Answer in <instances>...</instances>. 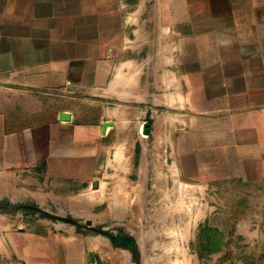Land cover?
I'll list each match as a JSON object with an SVG mask.
<instances>
[{"label":"crops","instance_id":"0c3cea01","mask_svg":"<svg viewBox=\"0 0 264 264\" xmlns=\"http://www.w3.org/2000/svg\"><path fill=\"white\" fill-rule=\"evenodd\" d=\"M176 79L185 125L208 129L186 140L221 162L213 177L188 178L231 179L260 192L264 207V0H0V208L101 206L108 221L135 208L129 230L142 232L140 206L121 193L150 188L138 145L175 140ZM229 153L230 178L221 171ZM102 189L120 197L100 205ZM104 235L119 258L108 264H142L140 235L128 234L129 249ZM47 239L62 244L58 253ZM75 244L43 225L0 229V264H94L96 251Z\"/></svg>","mask_w":264,"mask_h":264},{"label":"rangeland","instance_id":"374dc122","mask_svg":"<svg viewBox=\"0 0 264 264\" xmlns=\"http://www.w3.org/2000/svg\"><path fill=\"white\" fill-rule=\"evenodd\" d=\"M180 83L176 79V110L173 117L169 114V121L171 117L174 121V142L138 145L139 152L148 153L147 160L151 165L149 190L137 193L136 199L135 193H121L123 198L127 196L128 201L137 202L136 209L140 206L142 212L136 217L142 218V232L129 230V227H133L130 221L135 218V208L129 211L127 221L118 220V217L108 221L106 208L101 206L91 212L86 208L70 207L0 208V229L13 234H26L43 225L47 232L52 231L79 243L75 247L94 249L98 254L94 257V264H108L111 261L108 257L111 256L112 260L119 259L117 254H110L113 244L103 233L118 235L122 230L141 236L144 251V254L141 251L140 257L142 264H264V207L261 193L247 191L246 185L231 183V179H226L223 185H215L214 182L201 183L198 179L188 178V174L200 173L213 177L220 172L215 163L221 162L215 160V152L208 145L186 140L193 135L198 139L200 132L208 129L202 126L204 121L200 122L203 128L196 126L190 129L185 125L187 117L179 110L183 106ZM166 119V113L159 110L158 123H165ZM226 155L221 171L224 177L230 178L235 170L230 164V153ZM242 170L247 172L246 167ZM250 171L256 172V169L251 167ZM114 178L112 175V180ZM235 187L242 190L235 191ZM99 192L94 195L100 205L104 196L112 200L120 197V193L114 190L102 189ZM90 193L87 192L88 195ZM88 220H92L91 224ZM21 241L26 248L33 246L34 250L38 249V241ZM42 245L56 253L58 247L62 246L56 240L49 239ZM14 257L19 262L18 258L22 256L14 252Z\"/></svg>","mask_w":264,"mask_h":264},{"label":"trees","instance_id":"16d2710c","mask_svg":"<svg viewBox=\"0 0 264 264\" xmlns=\"http://www.w3.org/2000/svg\"><path fill=\"white\" fill-rule=\"evenodd\" d=\"M24 208L30 209V208H35V206L24 207ZM116 243L118 246H122L126 249H129L134 245V240L132 239V237L128 236V234L122 230L118 236Z\"/></svg>","mask_w":264,"mask_h":264},{"label":"water","instance_id":"95a60500","mask_svg":"<svg viewBox=\"0 0 264 264\" xmlns=\"http://www.w3.org/2000/svg\"><path fill=\"white\" fill-rule=\"evenodd\" d=\"M88 223L91 224V221H88ZM103 234H107V235H109V233H105V232H104Z\"/></svg>","mask_w":264,"mask_h":264}]
</instances>
